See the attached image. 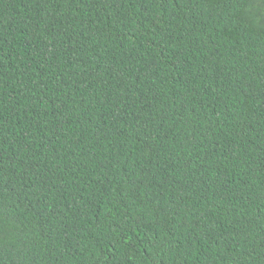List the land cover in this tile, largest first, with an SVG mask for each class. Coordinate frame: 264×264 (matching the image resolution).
Segmentation results:
<instances>
[{
  "label": "trees",
  "instance_id": "trees-1",
  "mask_svg": "<svg viewBox=\"0 0 264 264\" xmlns=\"http://www.w3.org/2000/svg\"><path fill=\"white\" fill-rule=\"evenodd\" d=\"M0 264H264V0H0Z\"/></svg>",
  "mask_w": 264,
  "mask_h": 264
}]
</instances>
